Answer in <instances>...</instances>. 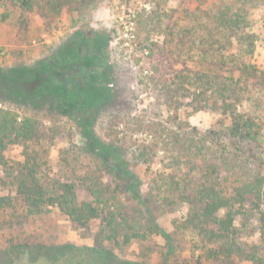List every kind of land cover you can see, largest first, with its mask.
Wrapping results in <instances>:
<instances>
[{"label":"trees","instance_id":"trees-1","mask_svg":"<svg viewBox=\"0 0 264 264\" xmlns=\"http://www.w3.org/2000/svg\"><path fill=\"white\" fill-rule=\"evenodd\" d=\"M31 1L22 3L30 7ZM257 8L262 10L264 27V0H219L203 11L206 18L202 34L194 37L199 48L190 56L195 58V67L176 70L167 79L160 77L171 98L174 93L190 95L193 88L195 98L211 91L203 106L231 117L232 125L227 130L234 138H256L264 131L262 118L240 108L250 79L259 74L253 61L258 39L254 30ZM153 13L142 10L138 14L140 30H149L155 19ZM110 40L107 32L78 30L53 55L34 64L0 67V101L26 110L21 113L0 106V166L15 187V195H0V211H10L11 222H23L57 208L76 228L87 227L93 219L101 220L97 242L92 246L71 242L49 245L11 238L0 248V264H149L119 257L101 243L100 236L123 246L146 239L149 229H155L166 237L169 255L176 248L175 239L157 223L154 203L172 206L170 209L188 205L186 218L178 226L192 233L194 256L199 250V257L209 260L264 264L262 242L243 238L252 232L250 226L255 222L253 228L264 240V175L247 169L228 147L215 148L216 141L199 138L197 127L189 131L181 125L172 145L178 150L176 160L187 162L190 172L166 178L152 202L143 192L142 181L131 168L124 148L98 133L95 125L100 112L116 99L110 83L114 80L108 61ZM213 59L217 66L206 65ZM44 109L68 116L80 134L81 151L112 176L111 182L97 176L85 177L90 197L81 198L73 180L48 178L43 168L45 153L37 146L41 140L40 120L29 113ZM118 124L116 120L112 127ZM147 127L152 128V124ZM159 143L157 138L143 143L135 159L150 163ZM12 145L23 146V161L13 164L7 158L6 151ZM66 161L69 163L68 155ZM193 170L200 171V175L193 177ZM125 197L141 207L146 225L151 223L148 228L135 222L136 211L128 208Z\"/></svg>","mask_w":264,"mask_h":264},{"label":"rangeland","instance_id":"rangeland-1","mask_svg":"<svg viewBox=\"0 0 264 264\" xmlns=\"http://www.w3.org/2000/svg\"><path fill=\"white\" fill-rule=\"evenodd\" d=\"M218 1L32 0L29 7L23 5L22 0H0V67L34 64L53 55L78 30L107 32L111 35L108 61L114 78L110 83L116 90V99L100 112L95 126L104 139L119 142L124 148L131 168L142 181L143 192L152 202L159 184L166 178L190 172L187 162L176 160L178 150L172 145L173 136L181 125L189 131L197 127L195 134L199 138L216 141L215 148L228 147L231 154L245 162L247 169L264 175V131L256 138L231 137L227 130V126L232 125L231 117L203 106L204 98L211 97V91L195 98L193 88L190 95L174 93L171 98L166 83L160 80L161 76L164 79L172 77L181 68L195 67V58L190 56L199 48L194 37L202 34L201 25L206 18L203 11L217 5ZM142 10L155 12L147 32L140 30L137 24ZM255 10L254 30L258 39L253 61L259 74L250 79L240 108L264 120V27L262 10ZM182 31L184 34L180 35ZM206 65L215 67L217 63L213 59ZM224 70L226 72L227 67ZM0 106H10L21 113L26 111L25 107L9 102L0 101ZM29 111L40 120L41 140L37 146L45 153L43 168L49 179L73 180L81 198L90 197L85 177L97 176L104 182H111L112 176L92 156L81 151L80 134L68 116L46 109ZM116 120L119 124L113 128ZM147 124H152V128ZM155 138L160 143L153 160L150 163L137 161L135 156L141 145ZM23 150L22 145H12L6 156L13 164L21 162ZM191 173L193 177L200 175L197 170ZM8 194L15 195V187L0 166V195ZM126 203L129 209L136 211L135 222L148 228L151 223L146 225L141 207L131 199L126 198ZM154 206L157 223L175 239L176 248L169 255L166 237L155 229H149L146 239H135L131 244L118 246L113 240L100 236L101 243L119 257L149 264H236L201 258L199 250L194 256L192 233L178 226L186 218L187 204H178L174 209L158 203ZM241 222L242 219L237 224ZM254 223L250 226L252 232L244 234L243 238L262 242L264 246L260 233L253 228ZM100 230V219L91 220L87 227L76 228L57 208L23 222H11L10 211H0V248L11 238L49 245L71 242L92 246ZM237 264L251 263L240 261Z\"/></svg>","mask_w":264,"mask_h":264}]
</instances>
